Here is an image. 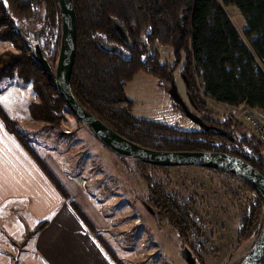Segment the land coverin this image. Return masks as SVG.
<instances>
[{"label":"trees","instance_id":"16d2710c","mask_svg":"<svg viewBox=\"0 0 264 264\" xmlns=\"http://www.w3.org/2000/svg\"><path fill=\"white\" fill-rule=\"evenodd\" d=\"M74 4L77 52L71 88L75 97L93 115L142 146L156 150L226 152L245 159L264 175L263 143L233 116H227L220 122L202 117L208 127L184 130L136 118L131 113L132 101L124 92V85L140 71L157 75L163 85L171 89L174 72L180 63H162L156 47L159 44L177 48L183 62L181 74L186 93L196 110L204 112L206 109L198 83V78H201L204 92L211 98L233 106L245 104L264 111V0H74ZM223 5L235 6L245 19L244 34L252 50L229 19ZM30 20L34 25L28 23ZM116 24L123 27L127 39L121 36ZM3 25L8 27L2 30ZM33 27L39 30L40 41L35 38ZM0 31L3 38L11 34V39H15L20 49L19 53L1 57L0 68L14 69V64L21 62L19 73L34 83L40 101L31 103L32 116L53 123L64 118V111L72 112L54 80L38 62L30 38L33 34V41L41 44L47 58L55 64L56 56L48 49L49 41L54 37L55 53H59L61 15L57 0H0ZM176 105L183 110L178 103ZM0 117L36 158L110 259L123 264L102 230L73 198L46 160L28 144L25 135L16 127L15 121L7 117L1 105ZM139 163L148 165L141 160ZM210 170L237 178L252 194L242 203L238 243L249 239L254 243L264 222L261 192L238 175ZM146 182L149 196L144 203L154 208L158 222L166 221L177 231L183 248L191 250L197 263L204 264L201 253L191 245L193 238L202 241L199 238L204 232L203 218L198 216L194 201L168 192L163 182H155L149 177ZM243 257L235 264H239Z\"/></svg>","mask_w":264,"mask_h":264},{"label":"rangeland","instance_id":"374dc122","mask_svg":"<svg viewBox=\"0 0 264 264\" xmlns=\"http://www.w3.org/2000/svg\"><path fill=\"white\" fill-rule=\"evenodd\" d=\"M223 8L252 50L244 34L243 16L235 6L223 5ZM44 14L45 8L42 11V15ZM28 23L34 25V21L30 20ZM6 27L8 26L3 25L1 29L5 30ZM33 28L35 38L40 41L39 30ZM1 34L2 31L0 58L4 55L11 56L12 52L19 53L20 49L15 39H11V34L4 38ZM54 39L51 37L48 50L56 56L57 62L58 52L55 53ZM156 47L162 63L173 64L179 61L180 66L174 72V81L190 110L215 122L233 116L251 133L253 131L243 121L244 115L252 113L264 120V111L259 108H250L245 104L233 106L206 95L201 78H198V83L206 109L204 112L196 110L186 93L185 80L181 74L183 62L177 48L159 44ZM20 65L21 62H16L14 69L0 68V105L7 117L15 121L16 127L25 135L28 144L38 156L45 159L47 153H52L67 174L75 177V181L85 187L89 197L109 222V227L102 230V233L123 264H189L182 254V240L177 231L166 221L158 222L145 206V198L149 196L146 182L148 177L155 182L165 183L168 192L194 201L198 216L203 218L204 232L199 238L202 241L193 238L191 245L201 253L204 264H235L248 252L253 245V239L238 243V233L244 206L242 203L250 199L252 194L244 188L240 180L198 166L161 168L149 163L140 164L139 159L123 157L105 146L88 125L79 122L67 110L63 113L64 118L53 123L34 118L30 105L32 102L38 103L40 99L33 81L19 73ZM124 92L132 101L131 113L136 118L153 120L184 130H196L200 127L178 108L170 89L153 73L138 72L124 85ZM58 178L64 183L63 179L59 176ZM50 209L37 222V229L43 225L47 227L56 214L60 213L55 205ZM56 223L55 221L54 225ZM68 223V230L60 232V243L87 244L83 239L86 237L84 235L75 239V227L72 222ZM99 245L100 248L103 247ZM108 258L110 259L109 256ZM113 263L119 264L116 261H112ZM260 264H264V260Z\"/></svg>","mask_w":264,"mask_h":264},{"label":"crops","instance_id":"0c3cea01","mask_svg":"<svg viewBox=\"0 0 264 264\" xmlns=\"http://www.w3.org/2000/svg\"><path fill=\"white\" fill-rule=\"evenodd\" d=\"M45 160L97 227L107 229L109 222L85 187L67 174L52 153ZM53 205L60 213L47 227L37 229V222ZM69 221L75 227V239L84 235L87 244L60 243V232L68 230ZM99 246L36 158L0 117V264H112Z\"/></svg>","mask_w":264,"mask_h":264},{"label":"water","instance_id":"95a60500","mask_svg":"<svg viewBox=\"0 0 264 264\" xmlns=\"http://www.w3.org/2000/svg\"><path fill=\"white\" fill-rule=\"evenodd\" d=\"M57 2L61 15V41L57 62L56 64L50 62L39 42L33 44L35 56L54 80L57 90L66 101L72 113L88 125L100 140L120 155L136 158L152 165L165 167L198 166L233 173L253 184L264 198V175L239 156L212 150H156L148 148L120 135L93 115L75 97L71 88V77L77 52V14L74 0H57ZM116 28L121 36L125 39L128 38L122 26L116 24ZM33 37L34 35L30 34V38L33 39ZM170 91L187 116L202 127L209 126L201 116L190 110L187 103L179 94L174 79L172 80ZM145 205L153 215H156L152 206L146 202ZM182 254L189 264H198L188 247L182 249ZM263 259L264 222L258 238L239 264H260Z\"/></svg>","mask_w":264,"mask_h":264},{"label":"built area","instance_id":"2783aa9c","mask_svg":"<svg viewBox=\"0 0 264 264\" xmlns=\"http://www.w3.org/2000/svg\"><path fill=\"white\" fill-rule=\"evenodd\" d=\"M243 121L251 128L255 136L264 144V120L255 114H245Z\"/></svg>","mask_w":264,"mask_h":264},{"label":"flooded vegetation","instance_id":"af4514ba","mask_svg":"<svg viewBox=\"0 0 264 264\" xmlns=\"http://www.w3.org/2000/svg\"><path fill=\"white\" fill-rule=\"evenodd\" d=\"M31 43H32V44H34V43H35V42L33 41V39H32V41H31Z\"/></svg>","mask_w":264,"mask_h":264}]
</instances>
